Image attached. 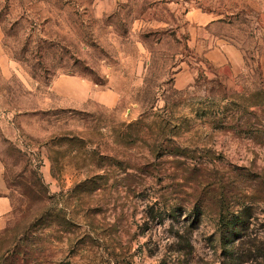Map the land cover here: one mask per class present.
<instances>
[{
  "label": "rangeland",
  "instance_id": "1",
  "mask_svg": "<svg viewBox=\"0 0 264 264\" xmlns=\"http://www.w3.org/2000/svg\"><path fill=\"white\" fill-rule=\"evenodd\" d=\"M0 169V264H264V0H0Z\"/></svg>",
  "mask_w": 264,
  "mask_h": 264
},
{
  "label": "crops",
  "instance_id": "2",
  "mask_svg": "<svg viewBox=\"0 0 264 264\" xmlns=\"http://www.w3.org/2000/svg\"><path fill=\"white\" fill-rule=\"evenodd\" d=\"M68 81L78 82L79 84L78 90H76V88L74 87L71 89V86L68 85ZM90 87H91L90 83L87 80H83L82 78H79V77L77 78L71 75L58 76L54 80L55 90L59 94L65 95V96L66 95L72 96L74 93L77 94L78 92H82V93L85 92V94H87V92H89L90 90ZM92 94H93V98L96 99L97 101L105 102L106 98H108V95H106L107 93L105 90L94 89L92 91ZM4 186H5V183H4L3 175L0 169V192H2V190L4 189ZM8 209H10L8 198L0 194V210L6 211Z\"/></svg>",
  "mask_w": 264,
  "mask_h": 264
},
{
  "label": "trees",
  "instance_id": "3",
  "mask_svg": "<svg viewBox=\"0 0 264 264\" xmlns=\"http://www.w3.org/2000/svg\"><path fill=\"white\" fill-rule=\"evenodd\" d=\"M242 212L243 211L233 213L229 218H226L224 215H222V220L226 219L227 224L234 225L230 230L227 231L226 237L228 238V240H234L236 237L235 235L240 232V227L244 224V215Z\"/></svg>",
  "mask_w": 264,
  "mask_h": 264
}]
</instances>
